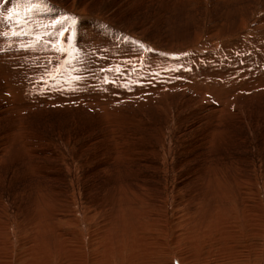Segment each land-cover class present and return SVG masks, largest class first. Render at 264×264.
Instances as JSON below:
<instances>
[{
  "label": "rangeland",
  "instance_id": "1",
  "mask_svg": "<svg viewBox=\"0 0 264 264\" xmlns=\"http://www.w3.org/2000/svg\"><path fill=\"white\" fill-rule=\"evenodd\" d=\"M0 264H264V0H0Z\"/></svg>",
  "mask_w": 264,
  "mask_h": 264
},
{
  "label": "snow or ice",
  "instance_id": "2",
  "mask_svg": "<svg viewBox=\"0 0 264 264\" xmlns=\"http://www.w3.org/2000/svg\"><path fill=\"white\" fill-rule=\"evenodd\" d=\"M9 18H11V17H9ZM62 50V49H61Z\"/></svg>",
  "mask_w": 264,
  "mask_h": 264
}]
</instances>
